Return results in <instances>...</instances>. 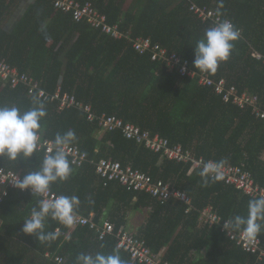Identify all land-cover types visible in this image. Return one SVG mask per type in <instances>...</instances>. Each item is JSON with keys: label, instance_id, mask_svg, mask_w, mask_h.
Returning <instances> with one entry per match:
<instances>
[{"label": "trees", "instance_id": "16d2710c", "mask_svg": "<svg viewBox=\"0 0 264 264\" xmlns=\"http://www.w3.org/2000/svg\"><path fill=\"white\" fill-rule=\"evenodd\" d=\"M22 1L0 0V60L34 77L48 93L58 86L62 94L73 93L76 100L90 104L98 117L115 115L205 160L226 158L227 164L244 165L264 187V120L254 117L249 108L224 102L213 87L181 77L165 62L153 61L150 52L140 54L132 47L131 39L149 37L199 72L194 67L195 48L213 24L201 21L190 7L193 2L217 10L220 0H131L126 9L125 0H78L91 2L109 24H116L129 37L120 39L101 33L86 21H74L71 13L55 9L52 0H32L13 29L5 30L4 17L11 6ZM223 3L222 18L230 19L241 34L228 62L209 75L225 79L239 91L256 94L264 102V65L251 55L253 51L264 55V0ZM34 97L24 85L12 87L9 81L0 80V107L16 106L23 114L33 107ZM39 101L47 110L40 121L41 138L54 142L57 133L75 130L78 140L73 144L88 158L81 166L71 164L74 172L67 182L51 186L58 194L79 197L76 214L92 217L98 224L109 220L118 229L127 224L130 212H146L137 234L152 253L162 251L163 259L172 264H264L229 240L218 226L198 221L199 212L207 206L223 220L246 217L251 197L222 181L202 187L201 170L188 173L190 164L162 158L124 138L120 131L103 132L98 119L88 121L85 112L76 107L59 109L56 101ZM45 155L40 148L26 160L0 158V168L25 176L40 170ZM101 158L170 182L191 197L193 209L186 213V206L177 200L160 204L118 181L101 178L90 162ZM38 203L36 196L14 190L0 202V264H76L80 253H119L130 264L129 254L116 249L114 238L99 240L88 225L69 228L49 219L46 231L58 233L51 243H40L23 233L24 220ZM258 238L264 249V233ZM56 256L62 257V263L55 261Z\"/></svg>", "mask_w": 264, "mask_h": 264}, {"label": "built area", "instance_id": "2783aa9c", "mask_svg": "<svg viewBox=\"0 0 264 264\" xmlns=\"http://www.w3.org/2000/svg\"><path fill=\"white\" fill-rule=\"evenodd\" d=\"M189 1L192 2L191 0ZM52 2L55 9L71 13L73 20L76 22L86 21L92 28L114 39L129 38L120 31L116 24H109L106 15L101 13L89 1L81 3L78 0H52ZM190 10L201 21L211 22L213 26L224 20L231 21L230 19L222 18V16H217L216 10L207 6H197L193 2ZM238 30L241 34V29ZM131 41L133 49L138 53L150 52L153 61L165 62L169 69L175 70L181 77L196 79L199 85L213 87L214 92L222 96L224 102H231L240 109L249 108L254 117L264 120V102L260 101L258 95L249 91H239L235 85H228L223 78L215 80L209 74L194 70L188 60L182 59L175 52L168 53L166 48L153 44L149 37H137L131 39ZM251 55L264 65V55L258 51H253ZM0 80L9 81L12 87L22 84L26 87L28 94L35 95L43 101H56L59 109L76 107L85 112L88 121L91 122L98 119V125L103 132L120 131L124 138L135 141L137 144H143L149 150L159 153L162 158L190 164L188 173L195 169L202 170L204 163L215 162L214 160H205L201 156H195L190 151L184 150L179 144L171 145L167 138L161 137L159 134L151 135L149 131L141 130L138 126L124 122L122 118L115 115L103 114L98 117L93 113L90 104H84L76 100L73 93L62 94L60 86L53 93H48L40 87L34 77L26 72H19L15 67H10L4 60H0ZM52 146L53 142L51 140L41 138L38 149L43 148L47 154ZM68 158L71 164L75 166H81L88 160L86 154L74 144L68 149ZM90 162L95 166V172L103 179L118 181L128 190L147 194L158 200L160 204H165L170 200H177L186 206V213L193 209L191 197L170 182H165L162 179H153L147 173L134 169L130 165L123 166L119 161L110 158H101L97 162L93 160ZM222 175V182L235 187L252 199L264 197V187L254 180L251 171L246 169L244 165L226 164L222 169ZM23 177L12 169L0 168V202L8 194L9 190L28 192L30 195L35 196L30 189L21 191L15 187V181L17 179L22 180ZM59 196H62V194L50 190L43 197H36L40 201L41 199L54 200ZM198 221L201 225L218 226L220 231L229 240L234 241L237 246L241 247L243 251L256 255L259 261L264 262V249L260 246V239L257 237L256 241L249 242L241 231L236 232L231 228L226 229L225 224L229 220H223L212 206H207L199 212ZM79 225H88L89 229L95 231L99 240H104L107 237L114 238L116 249L129 254L130 264H172L163 259L162 251L157 254L152 253L146 241L136 232L127 230L122 226L116 229L109 220H104L98 224L92 217L76 214L72 228ZM45 256L49 257L50 254L46 253ZM55 261L62 263L63 259L60 256H56Z\"/></svg>", "mask_w": 264, "mask_h": 264}, {"label": "clouds", "instance_id": "9594fccd", "mask_svg": "<svg viewBox=\"0 0 264 264\" xmlns=\"http://www.w3.org/2000/svg\"><path fill=\"white\" fill-rule=\"evenodd\" d=\"M223 0L216 10V15H223ZM240 39V31L235 25L224 20L206 30L195 48L194 67L202 73L215 75L220 64L228 62L236 41ZM46 91V90H45ZM44 103L33 98V107L21 113L16 106L0 107V158L9 161L28 159L37 151L42 137L41 119L46 117ZM78 138L75 130L57 133L53 146L45 155L39 171H29L22 180L15 181V187L21 191L31 190L35 196L43 197L50 192L51 186L57 182H67L74 169L68 160V149ZM228 160L207 162L202 165L199 175L202 187L220 182L223 179L222 169ZM81 201L78 196H59L54 200L41 199L37 207L31 209L30 218L24 220L23 233L34 236L40 243H51L58 238V233L46 231V221L51 219L65 227L75 223L76 211ZM225 228L241 231L249 242H254L264 233V197L253 199L248 204L247 216L236 215L231 218ZM76 264H126L119 253L104 255L97 253H80Z\"/></svg>", "mask_w": 264, "mask_h": 264}, {"label": "crops", "instance_id": "0c3cea01", "mask_svg": "<svg viewBox=\"0 0 264 264\" xmlns=\"http://www.w3.org/2000/svg\"><path fill=\"white\" fill-rule=\"evenodd\" d=\"M31 2H32V0H23L22 2H19L14 7L11 6V10L8 11L7 15L4 17V19L2 21L3 28L5 30H7V31L13 29V27L15 26L17 21L20 19V17L23 15V13L26 11L27 7L30 5ZM130 2H131V0L128 3L125 0L124 9H126L128 7ZM138 212H141V211L134 210L130 214H128L127 224L125 226H123L125 229L137 233L138 229L146 221V220H144V221L142 220L141 221V219H142L141 218V213L139 215ZM139 221H141V222L139 223ZM128 225H131V226H134V227L133 228L132 227H128Z\"/></svg>", "mask_w": 264, "mask_h": 264}, {"label": "rangeland", "instance_id": "374dc122", "mask_svg": "<svg viewBox=\"0 0 264 264\" xmlns=\"http://www.w3.org/2000/svg\"><path fill=\"white\" fill-rule=\"evenodd\" d=\"M129 1H130V0H126L127 3H128ZM130 213H131V212H130ZM130 213H129V214H130ZM135 213H136V212H135ZM138 213H139V215H140V213H141V218H142L141 221H142V220H143V221L146 220V218H147V213H146V212H143V213H142V212H138ZM132 218H133V217H132ZM132 218H131V219H132ZM141 221H139V223H140ZM128 227H132V228H133L134 226L128 225Z\"/></svg>", "mask_w": 264, "mask_h": 264}]
</instances>
